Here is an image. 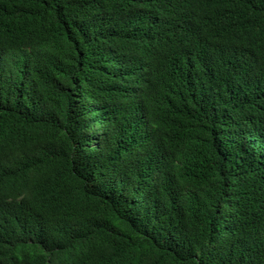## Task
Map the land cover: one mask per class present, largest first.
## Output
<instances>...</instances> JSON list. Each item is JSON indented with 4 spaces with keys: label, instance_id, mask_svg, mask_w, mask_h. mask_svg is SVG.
<instances>
[{
    "label": "trees",
    "instance_id": "obj_1",
    "mask_svg": "<svg viewBox=\"0 0 264 264\" xmlns=\"http://www.w3.org/2000/svg\"><path fill=\"white\" fill-rule=\"evenodd\" d=\"M0 264H264V0H0Z\"/></svg>",
    "mask_w": 264,
    "mask_h": 264
}]
</instances>
